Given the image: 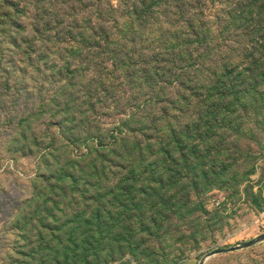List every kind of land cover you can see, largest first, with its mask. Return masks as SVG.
I'll list each match as a JSON object with an SVG mask.
<instances>
[{"label":"rangeland","instance_id":"1","mask_svg":"<svg viewBox=\"0 0 264 264\" xmlns=\"http://www.w3.org/2000/svg\"><path fill=\"white\" fill-rule=\"evenodd\" d=\"M50 1L40 20L34 4L0 0V264H199L262 236L264 85L187 103L161 87L177 103L147 104L138 134L115 132L144 100L107 51L54 38L78 9L67 18L71 2ZM79 83L106 92L87 99ZM204 264H264V241Z\"/></svg>","mask_w":264,"mask_h":264},{"label":"trees","instance_id":"2","mask_svg":"<svg viewBox=\"0 0 264 264\" xmlns=\"http://www.w3.org/2000/svg\"><path fill=\"white\" fill-rule=\"evenodd\" d=\"M20 1L26 6L34 4L40 20L47 9H56L55 5L48 8L50 0L47 5L45 0ZM116 1L113 4V0H69L71 5L65 3L66 11L61 15L70 18L69 11L77 8L76 18L61 25L54 36L62 41L59 34L76 39L77 33L86 48L107 51L116 59L115 65L123 68V78L129 79L141 94L144 101L140 99L134 105L145 115L130 118L128 125L114 127L115 132L126 129L127 136L138 134L140 130L131 124L136 119H139L136 126L150 121L147 104L187 103L196 90L207 92L216 102L229 98L234 102L239 96L235 89L245 82L248 81V88L250 83L264 85V0ZM101 39L107 40L104 47L98 44ZM210 67L216 72L212 73L213 80L203 76ZM231 70L238 76L231 78L228 75ZM78 87L87 99H98L106 92L103 83L87 89L79 83ZM110 87L113 89V84ZM161 87L177 88V101L166 99L159 90ZM218 112L221 113L220 108ZM170 132L174 136V131ZM174 140L161 151L173 152Z\"/></svg>","mask_w":264,"mask_h":264},{"label":"water","instance_id":"3","mask_svg":"<svg viewBox=\"0 0 264 264\" xmlns=\"http://www.w3.org/2000/svg\"><path fill=\"white\" fill-rule=\"evenodd\" d=\"M263 241H264V234L262 236H259L258 238L254 239V240H251L249 242H244L238 246H230L227 248H217V249L211 251L199 264H204V262L207 258H209L215 254L227 253V252L235 251L238 249H243V248L255 246V245H257Z\"/></svg>","mask_w":264,"mask_h":264}]
</instances>
